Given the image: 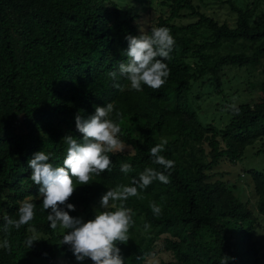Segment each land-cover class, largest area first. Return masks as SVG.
Listing matches in <instances>:
<instances>
[{
	"label": "trees",
	"instance_id": "1",
	"mask_svg": "<svg viewBox=\"0 0 264 264\" xmlns=\"http://www.w3.org/2000/svg\"><path fill=\"white\" fill-rule=\"evenodd\" d=\"M210 3L225 5L231 18L219 22ZM159 5L165 11L147 30L170 29L175 40L165 61L170 75L160 89L145 85L136 91L126 77H118L117 89L108 76L126 59L125 37L139 34L137 14L126 0H0V243L7 239L12 248L11 253L0 248V264H37V259L93 264L90 258L76 261L68 245H59L63 230L49 227L42 200L34 199L39 185L31 181L28 161L44 151L54 153L50 162L62 165V137L82 139L75 115L86 117L108 102L129 150L109 153L111 170L76 186L68 200L75 211L65 209L69 215L93 218L107 188L129 184L146 167L158 168L149 149L167 138L161 154L175 161L170 183L154 181L140 192L142 198L126 202L135 223L127 243L117 242L124 264H146L159 248L171 255L161 264H220L224 255L234 258L228 264H264L256 238L264 234V167H240L233 174L246 148L264 153V0H160ZM226 68L260 69L249 79L257 98L236 105L239 115L225 110L222 98L216 102L220 94L246 92H238L237 75L222 77ZM196 87L200 92L194 94ZM200 93L227 122L223 116L218 124L209 118L214 112H204ZM225 161L229 172H217ZM125 162L132 165L129 174L120 171ZM244 187L256 196L255 208ZM25 199L35 204L34 219L5 233L4 215L18 218ZM152 202L162 206L159 216ZM29 227L41 239L27 248Z\"/></svg>",
	"mask_w": 264,
	"mask_h": 264
},
{
	"label": "clouds",
	"instance_id": "2",
	"mask_svg": "<svg viewBox=\"0 0 264 264\" xmlns=\"http://www.w3.org/2000/svg\"><path fill=\"white\" fill-rule=\"evenodd\" d=\"M125 39L128 42L124 51L126 59L119 63L117 71L108 73L114 82L113 87L121 89L117 81L119 76H124L130 81L131 89L136 91H142L145 85L151 89H160L170 75L168 64L165 63L171 59L170 53L175 45L170 29L159 26L145 30L141 26L138 35L129 34ZM114 110V104L108 102L96 106L94 112L86 117L75 115V127L82 134V139L70 133L62 137L66 145L62 165L50 162L54 153L44 151L33 153L28 161L32 170L31 181L39 185L38 195L34 199L42 200L43 210H47L49 227L63 230L59 245H68L76 261L90 258L93 264H124L125 259L117 242L127 243L130 238L129 229L135 223L132 210L126 206V202L129 197L142 198L140 192L154 181L170 183L169 177L175 167L174 160L161 154L168 144L167 138H161L159 143L149 149L152 163L158 165V168L146 167L132 176L129 184L107 188L100 198L99 209L94 210L93 218L85 221L82 217L69 215V211H75V206L68 203V200L76 186L89 184L93 176L111 170L109 153L129 150V146L119 139L120 124L110 118ZM225 110L239 115V108L234 103L227 105ZM115 115L119 118L122 114L116 111ZM120 171L129 174L133 171L132 165L122 163ZM150 208L156 216L162 212V206L155 202L150 203ZM34 209L32 199L23 200L17 209L18 218L4 215L3 231L8 233L10 228L19 230L28 225L34 219ZM148 228L150 225L146 223L145 229ZM28 231L31 235L26 238L25 245L30 248L34 241L41 238L34 227H29ZM0 248L8 253L12 251L7 239L0 243ZM229 259L234 258L224 255L220 264H228Z\"/></svg>",
	"mask_w": 264,
	"mask_h": 264
},
{
	"label": "rangeland",
	"instance_id": "3",
	"mask_svg": "<svg viewBox=\"0 0 264 264\" xmlns=\"http://www.w3.org/2000/svg\"><path fill=\"white\" fill-rule=\"evenodd\" d=\"M126 1L128 3V6L132 9L133 13L137 14V17L134 19V22L137 24L138 32L141 26H143L145 30H147L148 27L150 25H153V23L155 22L154 20L157 17V15L160 12L165 11V8L159 5L160 0H152L151 2H147L146 0L145 4H141L139 0H126ZM207 7H213V11L216 12V18L219 19V22H222L226 17L231 18L230 16L231 14H228V10L226 6L223 4L221 5L217 3H210L207 5ZM260 69L262 70V67ZM259 70L252 71L250 69L249 71L247 68H231V69L226 68L223 72L220 73L223 75L222 77L228 75L229 78H232L235 75H237L238 77H240V80L238 81V88H239L238 92L239 91H246V92H243L241 94H234L231 92V93H227V96L225 97L224 95L220 94V97L218 96L216 97V102L221 103L222 101H224V103L227 105L233 103L235 105H238L240 103H251L252 101H254L257 98V91H256L257 88L256 87L251 88L249 86V82H250L249 79L254 80L253 76L255 75L257 76ZM234 89L235 87H232L231 90L233 91ZM194 91H195L194 94L197 91L200 92V88L196 87ZM200 95L202 99L201 106L202 108L205 109L204 112H207V114L213 113L214 108L211 107L213 101H211V99L208 101V96H206L205 93H200ZM217 98H222L223 100L219 101V99ZM209 116L210 119L215 120L216 124L219 123V118L221 116L224 117L225 122H227L228 120V117L225 114L224 115L217 114L214 112L213 114H209ZM251 148L252 147L246 148L244 155L240 160H238L237 166L234 167L233 174L239 173L240 167L246 170L250 168L261 169L264 167V153L253 154L255 150H252ZM228 165L229 163L225 161L220 165L219 169L218 168L216 169V171L222 173H228L229 172L228 170L230 169ZM247 180H248V175H246V177L244 178V181ZM245 193L248 194L250 202L253 204V208H255L256 196L251 193L249 187H247V189L245 188ZM99 201L100 199L95 203V207L97 209H99L100 207ZM256 238L258 239L259 250L262 253L264 250L263 247L264 234L260 232L258 235H256ZM169 259H171V255L169 254V252L159 248L152 255H150L145 262L146 264H161L163 261ZM59 262L61 263V260H59ZM37 264H48V263L44 259H40V260L37 259Z\"/></svg>",
	"mask_w": 264,
	"mask_h": 264
}]
</instances>
